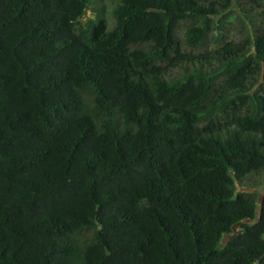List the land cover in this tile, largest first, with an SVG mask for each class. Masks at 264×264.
I'll list each match as a JSON object with an SVG mask.
<instances>
[{
    "label": "trees",
    "instance_id": "16d2710c",
    "mask_svg": "<svg viewBox=\"0 0 264 264\" xmlns=\"http://www.w3.org/2000/svg\"><path fill=\"white\" fill-rule=\"evenodd\" d=\"M240 104L264 0H0V264H264Z\"/></svg>",
    "mask_w": 264,
    "mask_h": 264
},
{
    "label": "rangeland",
    "instance_id": "374dc122",
    "mask_svg": "<svg viewBox=\"0 0 264 264\" xmlns=\"http://www.w3.org/2000/svg\"><path fill=\"white\" fill-rule=\"evenodd\" d=\"M94 15L95 14L92 11H88L87 15L85 17H83L81 21L82 22H89L91 20V18L94 17ZM230 37L234 41L238 40V37H237V35L234 32H232L230 34ZM239 80L240 79L238 77L235 82L238 83V82H240ZM234 121L240 127L247 128V129L252 130V131L264 132V118L261 121V123H259V124H251V122H249V120H248L247 107L244 104L238 105V108L236 110V115L234 117ZM263 188H264V184H263ZM238 189H241V187L238 186Z\"/></svg>",
    "mask_w": 264,
    "mask_h": 264
}]
</instances>
